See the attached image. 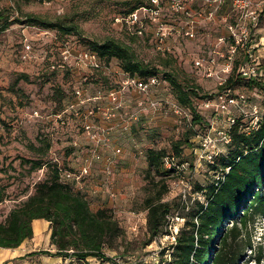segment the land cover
Returning <instances> with one entry per match:
<instances>
[{
	"label": "rangeland",
	"instance_id": "374dc122",
	"mask_svg": "<svg viewBox=\"0 0 264 264\" xmlns=\"http://www.w3.org/2000/svg\"><path fill=\"white\" fill-rule=\"evenodd\" d=\"M135 2L136 0H0V12L3 13L0 15V160L3 167L1 181L6 186L5 199L0 202V221L5 219L11 208L21 204L34 191L37 183L51 178L52 165H56L54 158L73 171H77L87 160H92L89 173L78 181L62 174L60 179L75 191L84 194L92 209H109L117 219L122 232L109 246L103 248L105 257L110 260L114 258L119 261L118 264H161V260L166 261L171 251L167 247L174 241L179 228L185 225L186 218L191 216V208L196 207V200L204 201L197 186L210 185L224 173L221 169L215 171L204 160L195 161L197 154L194 150L198 145L197 135H203L211 129V135L218 137L217 130L226 125L228 115L222 113L217 116L213 108L205 109L194 103V108L203 121L199 127V124L192 121L193 113L188 106L179 103V107L173 105L177 102L175 89L169 84L153 86L149 88L147 97L148 100L158 102V106L152 108L147 104L146 114L135 121L130 131L117 128L110 130L106 144H98L101 158H92V149L96 147V143L90 142L85 132L78 130L75 122L67 134L60 135L61 130H53V123L46 118L74 100L72 92H69L70 78L78 75V69L73 66L74 59L72 56L68 59L72 69H69V74L62 69L57 77L50 80V77L41 74L44 53L38 48L42 41L53 37V40L62 41L65 38L73 52L74 48H91V41L111 36L130 40L134 53L155 68L163 67L160 57L164 55L160 50L171 47L177 55V62L168 64L166 70L175 73L180 80L195 81L203 94H213L217 89L215 81L199 78L191 62V58L210 39L206 37L205 44H202L203 41L196 39L171 37L167 41L168 45L158 49L154 24L146 26L140 36H131L134 30L132 26L128 27L122 17L128 15ZM194 8L203 11L202 5L198 3L194 4ZM222 12L221 9L218 10V13ZM28 13L50 18L62 16L67 22L75 23L80 33L62 34L55 29L15 21L14 17L21 18ZM46 30L49 31L48 35H40ZM254 33L256 40L262 43L258 53L261 55L260 60L264 61V15ZM26 42L31 44L33 50L31 57L23 60L21 55ZM111 63L118 66L119 62L113 59ZM112 79L114 78L86 84V95H94L98 88L109 89L113 85ZM56 82L67 89V94L54 86ZM231 84L234 92L247 94L250 104L264 106V93L245 79H237ZM122 100V106L130 109L135 106L134 94L125 93ZM107 101V98H102L99 103L107 106ZM245 110L248 111V107ZM239 111L234 105H229L227 112L235 115ZM41 129H51L57 135L51 136L52 154L48 150L40 157L31 149V143L37 144L36 139H39ZM177 140H181L182 145L175 161L186 162V167L164 176L167 191L163 200L173 202L172 218L169 226L150 241L144 199L160 176L154 175V171L150 172L146 151L155 148L172 154L173 143ZM218 146L222 150L221 155H227L231 150V147L220 142ZM116 147L121 149L120 153L114 152ZM37 157L43 162L39 169H32L30 163L22 162V159ZM219 158L217 164L221 166ZM105 162L112 165V172L104 171ZM235 223L238 224V220L225 223L223 234ZM133 226H137V230H132ZM241 232V236L231 242L234 248L242 252L236 264H264V214L255 215ZM49 235L50 230L45 227L40 234L27 239L20 248L22 255L13 264H114L106 258L102 261L93 257L81 260L76 257L55 256L53 253L56 248L50 244ZM206 237L207 235L204 236ZM216 242L219 246L220 238ZM196 246L202 248L199 244ZM193 262L195 263L194 260Z\"/></svg>",
	"mask_w": 264,
	"mask_h": 264
},
{
	"label": "trees",
	"instance_id": "16d2710c",
	"mask_svg": "<svg viewBox=\"0 0 264 264\" xmlns=\"http://www.w3.org/2000/svg\"><path fill=\"white\" fill-rule=\"evenodd\" d=\"M142 4H144L142 0H136L129 13ZM0 15L3 13L0 12ZM14 19L19 23L49 30L55 29L62 34L80 33L75 23L67 22L62 16L50 18L28 13L24 17H14ZM131 36L140 35L132 32ZM53 39L54 37L42 41L38 46L44 53L41 74L47 75L50 80L57 77L62 69L69 71L68 66L60 59V50L68 40ZM90 47L86 48L95 51L105 62L116 59L123 71L129 74L147 78L152 74L161 73L168 80L169 86L175 89L176 101L191 109L192 121L201 127L203 121L194 108V101L206 94L200 91L195 81L180 80L175 73L166 70L168 64L177 62L172 54L166 53L160 57L163 67L154 68L148 64V61L134 53L130 40L110 36L91 41ZM53 62L57 64L56 68H51ZM237 79L241 78L236 77L232 81ZM245 80L264 93V81L255 78ZM54 86L67 94V89L61 83L56 82ZM70 103L67 102L59 110ZM46 130H40L39 139H36L37 144L31 143V149L40 157L52 147L50 133L52 131ZM181 145V140L173 143L174 149L171 155L174 158H178ZM225 146L231 147L229 153L227 155L220 153V158L216 157L214 163L210 164L215 171L221 169L220 171L224 173L210 185L197 186V190L202 192L204 201L196 200V207L191 208V216L186 218L185 225L179 228L174 241L167 247L171 251L166 261L161 260V264H236L241 257L242 252L231 245L232 239L241 236L242 229L248 226L255 215L264 214V116L257 128L249 133L240 130L239 123L236 122L231 127V140ZM167 154L168 152L163 149L149 148L146 151L150 172L154 171V175L160 176L144 199L150 241L169 226L172 218L173 202L163 200V195L167 191L164 176L174 171V169H164L163 158ZM40 157L22 159V162L30 163L32 169H39L43 165ZM218 158L222 162L221 166L217 164ZM54 161L56 165H52L51 178L37 183L34 191L21 204L11 208L5 219L0 221V247L16 248L24 240L33 237V220L43 218L49 221L50 244L56 248L53 255L76 257L81 260L93 257L104 261L106 258L107 261L118 264L119 261H115L114 258L110 260L103 252V248L109 246V243L122 232L117 219L109 209H92L84 194L61 181L57 161ZM2 171L0 160V202L6 196V186L1 181ZM234 219L239 223L233 224L227 233L223 234L225 223ZM219 238L220 244L217 246L216 240ZM196 244L201 245L202 248H197ZM162 252L165 250L162 249Z\"/></svg>",
	"mask_w": 264,
	"mask_h": 264
},
{
	"label": "built area",
	"instance_id": "2783aa9c",
	"mask_svg": "<svg viewBox=\"0 0 264 264\" xmlns=\"http://www.w3.org/2000/svg\"><path fill=\"white\" fill-rule=\"evenodd\" d=\"M142 1L144 4L135 8L122 19L128 27L132 26L134 30L132 32L138 35L146 30V26L154 24L156 29L155 44L158 49H161L163 45H168L167 41L171 37L196 39L203 41L202 44H205L206 37L210 39L207 45L191 58V62L195 74L199 78L213 80L217 87L213 94L208 93L199 97L195 99L194 103L205 109L213 108L217 116L222 113L228 115L226 125L217 130L218 137L211 135V129L203 135H197L199 140L197 148L194 150L197 154L195 161L204 160L213 164L215 158L222 152L218 142L223 145L230 142L231 127L236 122L239 123L240 130L249 133L257 128L259 121L264 116V106L250 104L247 94L234 92L231 84L232 79L236 77L264 81V61L260 60L261 55L258 53L262 43H259L254 36V30L261 16L264 15V0ZM196 3L202 5L203 11L201 9L197 11L194 8ZM223 7L226 8L223 9ZM220 9L223 11L222 13H218ZM118 20L120 21L119 18ZM41 34L48 35L49 31H43ZM199 35L201 36L199 37ZM69 47L66 43L61 48L60 59L72 70L68 62L69 57L72 56L73 66L78 69V75L71 77L69 83L74 100L63 109L50 113L46 118L53 123V130L55 128L61 130L60 135L67 134L75 122L78 130L84 131L87 139L96 143L94 144L96 147L92 149V158L100 159L101 153H99L98 144L100 142L106 144V141L109 140L108 132L114 128L130 131L135 121L144 113L146 114L147 104L152 108H156L159 104L154 100H148L149 88L159 85L166 86L169 82L158 73L147 78L129 74L123 71L118 63V66H114L111 63L112 60L105 62L89 48L85 47L79 50L74 48L72 52V48ZM32 50L31 44L26 42L21 58L28 60ZM160 51L163 55L167 52L174 57L177 56L171 47ZM56 66L57 64L54 62L51 64V68H56ZM111 78H114L112 79L113 85L109 89L98 88L94 95H86V84ZM127 92L135 95V106L131 109L122 106L123 95ZM102 98H107V103L109 102L107 106L99 103ZM173 105L179 107L178 102H174ZM229 105H234L240 110L239 113L229 114L227 112ZM245 107H248V111L245 110ZM99 118L104 120L100 121ZM54 134L57 135L56 132H51V136ZM114 152L120 153L121 149L116 147ZM54 160L57 161L60 173L64 177L76 181L88 174L92 167V160H87L77 171H73L66 168L57 159L54 158ZM185 163L176 162L169 153L163 158L164 169L179 171L186 167ZM104 171L112 172V165L109 162H105ZM132 230H137V226H133Z\"/></svg>",
	"mask_w": 264,
	"mask_h": 264
},
{
	"label": "crops",
	"instance_id": "0c3cea01",
	"mask_svg": "<svg viewBox=\"0 0 264 264\" xmlns=\"http://www.w3.org/2000/svg\"><path fill=\"white\" fill-rule=\"evenodd\" d=\"M32 225H33V235L40 234L42 229H44L45 227L50 230L49 221L43 218L34 219ZM25 241H27V239L24 240L16 248L0 247V264H13V261L17 260V258L22 255L20 248L25 245Z\"/></svg>",
	"mask_w": 264,
	"mask_h": 264
}]
</instances>
